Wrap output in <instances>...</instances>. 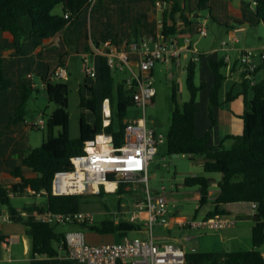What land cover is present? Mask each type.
I'll return each instance as SVG.
<instances>
[{"label": "trees", "instance_id": "obj_1", "mask_svg": "<svg viewBox=\"0 0 264 264\" xmlns=\"http://www.w3.org/2000/svg\"><path fill=\"white\" fill-rule=\"evenodd\" d=\"M93 0H0V30L10 33L15 42L22 39L35 49L44 41L62 32L71 24L77 15L91 7ZM97 0H95L96 2ZM167 4L168 10L163 14L162 31L167 35H175L179 27L178 21L189 25L186 13L193 14L197 11L210 10L211 0H198L192 9V0H161ZM256 2L254 13L256 23L264 24V0ZM63 5L62 15L53 14L56 6ZM96 3L94 4V6ZM68 18H65V15ZM214 19V18H213ZM108 39V38H106ZM111 40V39H110ZM94 41V39H93ZM107 41V40H104ZM103 41V42H104ZM116 44L120 42L113 40ZM95 43V41H94ZM99 45L100 43H95ZM66 65V61H61ZM199 62L191 60L186 68V86L190 93L189 101L183 105L179 104L177 90L173 89L172 102L173 112L171 124L166 137L168 155H183L194 161L196 158L203 160L204 172L207 174H221L222 178L217 183L219 194L211 203L212 209L204 218L228 215L227 205L244 203L256 204L254 215L251 217L254 223L252 229L251 251H236L222 253H186L187 264H264V258L259 248L264 244V78L251 86L244 80V89L251 92V99L244 93L245 111L240 116L243 121V133L234 137V144L230 149L222 146L212 148L208 145L212 128L203 137L196 134V115L198 113L197 97L206 88L204 83H196V70ZM210 67L215 74V82L210 93V105L219 106V90L224 80L221 68L225 65L223 61H209ZM98 78L88 83L85 79L84 85L79 90L80 114V136L78 139L70 137L69 124V86L60 82H51V74L44 79V94L49 101L56 105L55 110L47 121V136L40 147L29 148L27 155L22 160V167L29 171L16 169L12 174L18 182L7 186L0 185V204L7 207L11 222L26 226L27 235L31 238V252L35 257L54 258L59 254L56 245H61L66 250L65 234L56 232V226L38 220L28 221L22 217V213H56L62 215L76 214L80 210L83 194L53 196L51 185L54 176L59 171H67L71 168V159L83 153L87 142L103 132L111 134L119 140L123 129L122 120L129 108L134 106L132 93L125 89L121 81L115 80L113 72L108 68L106 60H98ZM259 71L256 69L255 74ZM11 82L6 79L4 73V60L0 55V93L5 91ZM96 90L98 95L96 94ZM32 95L31 88L22 93L21 104L18 107L15 123L22 122L26 112L25 103ZM109 99L112 106V123L103 127V118L99 114L101 100ZM231 100V94L228 95ZM117 116L118 125L115 124ZM212 126L214 120L210 110ZM61 129L58 136L54 131ZM184 187H197L200 193L199 209L210 203L209 192L214 185L211 177L187 176L184 179ZM122 188V184L120 189ZM30 190L33 194L28 192ZM46 198L43 204H33L18 210L11 205L13 197L24 195ZM100 195L104 192L100 188ZM194 215L197 218L198 211ZM87 226L91 231L98 234L109 235L117 233H129L141 230V226L127 221L103 222L100 225L81 224ZM5 237L0 235V242Z\"/></svg>", "mask_w": 264, "mask_h": 264}, {"label": "rangeland", "instance_id": "obj_2", "mask_svg": "<svg viewBox=\"0 0 264 264\" xmlns=\"http://www.w3.org/2000/svg\"><path fill=\"white\" fill-rule=\"evenodd\" d=\"M156 1L157 0H97L95 2L96 5L94 6L95 3L92 4L91 7L88 8L87 12L82 14L74 22V27H72L66 33L68 45L66 46V52H62V55L68 61L67 65L69 70V78L62 80V82L66 83L69 86L70 90L68 112L70 115L69 131L70 137L72 139H78L80 136V114L82 110L79 106V90L84 85L85 79H87L88 83H91L93 81L92 78H87L81 72L82 58L79 53L85 51L87 47H89V49H92V39H97V37L102 33H113L115 30L121 31L124 27H127L128 25L135 22L137 17L143 25H146L148 27V29H154L156 26L161 25L159 21L161 20L162 12L161 9H157L155 7ZM197 1L198 0H192L193 7L195 6ZM240 1L241 0H211V11L213 12L214 16L218 15V21H221L224 24L231 23L237 25L235 19L240 20L242 23H244L247 28V32L241 35L242 42L240 45L247 44L256 48L264 47V24L255 23V6L251 3L250 5H244L243 3L242 14L245 15L244 17H240L238 16V13L233 12L240 10ZM243 1L248 3L249 0ZM209 12L210 10H208V12L203 11V18H201L202 20H204L207 16V20L205 22V27L208 30L207 37H200L198 35V24L192 26V45L193 47H197L200 50L212 46H219V44H222L224 39H228V31L226 27L223 26L221 28L217 22L209 17ZM123 13H126V16H123ZM53 14L62 15V6H56L53 10ZM230 44L232 45V42ZM0 46H3L1 38ZM27 48H29L28 43H26L25 47H21L18 51L23 50L27 52ZM190 52L191 51L184 54L183 58H181L179 61V65H175L173 63H156L153 74L156 97L154 101L148 104L146 107V119L148 122V126L155 127L157 132L159 134H162L165 138V142L159 145L158 154L154 157L149 166V189L152 191L153 196L155 197L161 195L163 191L162 188H166L168 192L167 197L169 199V206L175 209V211L180 210L181 215L194 217L197 210L199 209V202L196 199H193V197L197 195L198 188L184 187L183 183L185 177L195 175L211 178L214 177L216 180H221V174L205 173L202 165L200 164V158H196L194 161H192L189 159V157L183 155L170 156L167 153L166 137L171 124V116L174 108L172 102L173 89L175 88L177 90L178 101L180 105H183L190 99V93L186 86V68L188 63L196 58V54H192V52ZM255 52H257V54H260L264 52V48L255 50ZM16 54L17 53L14 50V55ZM46 57L48 56L40 52L38 57L35 58L37 60H45ZM232 58H235V55H233ZM54 59L50 61L51 67H54L56 65ZM21 60L22 61L19 64L16 63L13 67L11 65L7 66L5 77L10 78L13 76L16 78V80H19L21 78L20 73L23 71L22 81L30 86V81L26 77V73L29 71L28 67H30V71H32L35 75V80L37 82H40L39 70L41 69L37 68L36 64L28 56L22 58ZM239 63L241 64L240 60ZM205 64L206 65L200 63L198 64L196 70L197 84H199L201 81H207L208 75L211 72V67L209 63L207 64L206 60ZM42 73L43 72H41V74ZM260 73V77H263L262 75H264V71ZM113 76L115 80L121 81L124 77V74L114 73ZM17 86H21V84L17 85V83L14 82L13 88ZM7 92L9 94L8 99L10 100V105H0V128L3 127L6 115L9 118L12 117V119L17 118V112L15 110H18V107H16L15 104L17 103L18 96L16 95V90L9 89ZM96 94L98 95L97 90ZM205 98L206 93H203L202 95L200 94V109H203L204 107L203 102ZM20 104L21 103H19V105ZM55 108L56 105L50 102L48 97L43 92L33 91L29 100L24 105V109L26 110L25 123L27 125L33 123L34 121L38 120L39 117L43 118L44 121L47 122ZM42 113H44V115H41ZM141 117H143V110L141 108L133 106L127 110L126 116L122 120V123L132 121ZM117 121L119 120L116 116V125H118ZM60 132L61 129H56L54 131L55 136H58ZM46 136V128H31L25 134H23L19 144L22 145V149H26L25 146L32 148L40 147L43 141L46 139ZM5 145L6 142L3 139V135H1V171L4 167L5 157L8 158L10 156L11 158H17L13 157L12 153L6 152ZM7 166L12 171L16 169L14 165L8 164ZM2 182L4 181L0 180V184H2ZM129 186L132 188V190L130 191V193H124L123 195H120L119 193H103L102 195H93L90 193L85 194L81 199L83 210L93 211L95 216L94 221L96 224H100L103 220H110L114 218H122L124 221L129 222L130 215L132 214V212H130V208L134 212L133 206L136 201L141 200L145 197V185L143 183H131ZM212 187L214 188V185ZM10 202L14 208L22 209L33 204L45 203L46 198L43 196L24 195L21 197H13ZM242 205L248 206V204L236 203L232 206V210L235 211L237 206ZM122 207L126 211H124L122 214H119L120 212L118 211L120 208L122 209ZM210 207V205H206L205 207L199 209L197 216L202 217L204 214H206L207 210L210 209ZM95 208H97V210H94ZM102 210L105 213H103ZM2 211L8 210L7 207L0 204V213ZM118 215L120 216L118 217ZM161 228H163V226L155 225L153 227L154 240L157 242L159 240L173 242V240H171L170 237L166 235V232H164ZM55 230L59 233L65 232V234L69 232H83L86 235V242L90 245H93L94 242L89 236L100 238L99 234L91 231L87 226H82L80 224L57 225ZM119 234L121 233H117V235L115 236L118 237ZM122 234L128 235L129 238L140 239H148L149 236V234L147 233H138L136 231ZM117 241L118 239H114V241L110 240L108 241V243ZM177 245L183 249L181 245ZM17 248L20 249V246H18ZM18 253H22V251L19 250ZM0 264L28 263L8 261L1 258Z\"/></svg>", "mask_w": 264, "mask_h": 264}, {"label": "built area", "instance_id": "obj_3", "mask_svg": "<svg viewBox=\"0 0 264 264\" xmlns=\"http://www.w3.org/2000/svg\"><path fill=\"white\" fill-rule=\"evenodd\" d=\"M256 4V2H255ZM155 7L161 11L167 4L161 0L155 2ZM68 18V15H65ZM161 30L139 41L124 40L120 44L112 40L92 43L90 52L82 57L81 72L88 78H98V60L104 58L108 68L113 73L124 74L121 80L125 89L132 93L134 106L143 110V117L123 123L119 140L111 134L103 132L95 139L87 142L83 153L71 159V168L55 174L51 185L53 196L74 194H99L100 188L109 192H117L119 186L129 183H143L145 197L136 204L129 222L137 223L139 216L145 213L147 219L144 228L149 234L148 239L129 238L124 236L113 244L90 245L85 240L83 232H69L65 234V245L68 259L75 264H187L185 251L175 243H159L154 240L153 227L167 226L171 220L168 206L167 189L162 188L159 196H153L149 189V166L158 154L159 145L165 142L162 134L155 127L148 126L146 107L156 97L154 87V68L156 63H170L181 57L182 47L179 34L167 35ZM198 35L206 37L208 30L205 22L199 28ZM186 45L192 49L190 37L184 39ZM227 42H222L226 46ZM254 51H243L240 62L245 67L246 79L250 85H255L254 75L257 64L254 61ZM264 62V52L259 54ZM196 57L193 61H198ZM31 77V76H29ZM66 65H60L51 76V82L68 79ZM99 114L103 118V127L112 123V106L109 99L101 100ZM32 128L45 129L47 122L40 118L34 122ZM107 184L115 185L112 190ZM136 190V188H135ZM30 194H33L28 190ZM42 191L38 196L45 195ZM255 211L256 204H252ZM10 220V219H8ZM37 220L50 225L92 224L93 216L78 212L72 215H62L52 212L37 214ZM232 220L226 216L212 218H190L182 221L181 226L191 230H219L229 227Z\"/></svg>", "mask_w": 264, "mask_h": 264}, {"label": "crops", "instance_id": "obj_4", "mask_svg": "<svg viewBox=\"0 0 264 264\" xmlns=\"http://www.w3.org/2000/svg\"><path fill=\"white\" fill-rule=\"evenodd\" d=\"M94 3H95V0L92 1V4ZM243 3L244 5H250L251 3L255 6L254 0H249L248 3L241 0L240 6H239L240 10L233 11V12L238 13L239 14L238 16L240 17L245 16L244 14H242L243 13ZM61 6L63 8V13H64V6L63 5ZM190 7H192V9L194 8L192 3ZM167 10H168V7L165 8V10L161 11L162 15H161V20L159 21V23L163 24V21H162L163 14ZM206 11L208 12V10ZM202 12L203 11H197L193 14L186 13V15L189 18V21L191 22L189 25H186L183 21H178L179 27L177 29L176 34H179L181 36V39H180V45L182 47L181 57L178 58L177 60L171 61L170 63L179 65V61L181 58H183L184 54L191 51L189 49L190 46L186 45V43L184 42V39L186 37H190V38L192 37L193 35L192 26L193 25L198 24L200 28L202 26V23L206 22L207 16L205 17L204 20L201 19L203 18ZM84 13L85 11L82 12L81 14L79 13L77 17L74 18L73 22L69 24L62 32L54 35L49 40L44 41L41 44V46L35 49H31L29 46V48H27L26 50L27 52L23 50L18 51L21 47H25L27 43L26 40L22 39L20 42L16 43L14 37L10 33L3 32L0 30V38L3 42V46H0V55L2 56L4 60L5 75L7 72L8 65H11L13 67L16 63L19 64L22 61L21 59L26 56L32 59V61L36 64L37 68H40L42 70V71L39 70L40 71L39 72L40 82H37L35 80L34 73L30 71L31 68L28 67L29 71L26 73V77L30 81V86H28L27 83L22 81L23 71L20 73L21 78L19 80L18 79L16 80V78L13 76L10 78H6L11 82V84L5 91L0 93V105H3V104L10 105V100L8 99L9 94L7 92L9 89L16 90V95L18 96L17 103L15 104L16 107L20 106L19 103H21L22 93L27 91V88H31L32 92L41 91L44 93V79L54 73L56 68L61 65L60 62L62 60L66 61V64L68 63L67 59H65L62 55V52H66V46L68 45L66 33L72 27H74V22ZM123 16H126V13H123ZM209 17L215 22H217L221 28L223 26L226 27L228 31L227 37L229 40L227 39L228 40L227 41L224 39V41L227 42L226 46H222V44L221 45L219 44V46L203 48V50H200L197 47H193L191 43L192 49L195 50L194 52L193 51L191 52L192 54H196V57L199 59L198 62L200 64L206 65L205 60L207 64L209 63L210 60H213L216 62L223 61L225 64L221 68V73L224 75V80L222 81V85L219 90V97H218V101L220 104L219 106L212 107L210 105V93H211L212 87L215 82V74L212 68H210L211 72L208 75L207 81L200 82V83H204L206 88L202 90L198 94V97H197L198 113L196 115V134L198 137H203L212 128V133L209 137L208 145L212 148H219L220 146H222L226 149H230L234 144L233 138L237 136H241L243 133V121L240 118V116L245 111L243 94L245 93L249 99H251L252 97L251 92L249 90L246 91L243 86L244 80H247L246 71H245V67L239 63V60H240L239 57H240L241 52L243 51H248V50L254 51V54H255L254 61L257 64V67L259 68V71L254 75V80L256 82L260 81L264 78V75H262L263 77H260L261 75L260 72L264 71V62L260 60L259 54H257L255 50H258L264 47L256 48L254 46H249L247 44L240 45L242 42L241 35L247 32L246 26L240 20L235 19V22H237V25L231 24V23L224 24L221 21H218V15L214 16L211 9L209 12ZM255 23H256V20H255ZM256 24H263V23H256ZM159 30H161L160 25L156 26L154 29H148V27L146 25H143L137 17L135 22L128 25L127 27H124L121 31L115 30L113 33H102L101 35L97 37V39H94V41L95 43H101L104 40H110V39L116 40L120 43L124 40L139 41L144 37H147L149 35H154ZM192 40L193 39L191 38V41ZM94 41L92 39V43H94ZM231 42H232V45L230 44ZM13 49L17 53L16 55H14ZM90 50L91 49L87 47L85 51L80 52V53L78 52V53L82 58L83 55L86 52H90ZM40 52L45 54L48 57H46L45 60L43 59L37 60L35 57H38ZM233 55H235V58H232ZM52 59H54V62L56 63L54 67H51L50 65V61ZM67 69H68V65H67ZM97 70H99V67ZM41 72L43 73L41 74ZM68 73H69V70H68ZM14 82H16L17 85L21 84V86H17L13 88ZM19 89H20V92H19ZM203 93H206V98L203 102L204 104L203 109H200L199 108V104H200L199 97H200V94L202 95ZM229 94H231L230 101L228 100ZM210 110L212 111V118L214 120L213 126H212V119L210 118ZM41 115H44V113H42ZM7 117L8 116L6 115V118L4 119L5 121H4L3 127H1L2 129L0 128V136L3 135V139L6 142V145H5L6 152L12 153L13 157H17V158H11L10 156L8 158L6 157L4 158V167L2 171L0 170V180L4 182H2V184L0 185L7 186V188H10L11 185L18 182V179L12 176V174L15 172L16 169L21 168L23 172H26V173L29 171L28 169L22 167V160L27 155V150L32 147L25 146L26 149H22V145H20L19 142L22 139L23 134H25L29 129H31L32 124L36 122L37 120L27 125L25 123V117L22 122H18V123H15L12 117L10 118L9 117L7 118ZM8 164L14 165L16 169L12 171L7 166ZM200 164L203 167L204 162L202 159H201ZM212 179L214 180V188L212 187L209 192L210 203L208 205L210 206H211V203L217 198L219 194V188L217 187V183L220 181V180H216L214 177H212ZM130 184L131 183L122 185L121 189H120V186H121L120 185L117 192L115 193H119L120 195H123L124 193H130V191L132 190V188L129 186ZM108 190H112V189H108ZM104 192L114 193V192H109L106 190H104ZM93 195H100V193L93 194ZM193 199H196L199 202L200 193L197 192V195L193 197ZM141 200L136 201V203L134 204L133 206L134 211L136 210V204ZM39 204H43V203H38L37 205ZM240 204H244V203H240ZM233 205L235 204H230L226 206V209L229 214L225 216L231 219L233 222L229 227L219 229V230H201V231L191 230V229L188 230L187 227H182L181 223L182 221L186 219H190L194 217L181 215L180 210L175 211V209L169 206V199H168V206H169V210H170L172 218L170 220V223L167 226H163V228L161 229L164 232H166V235H168L171 240H173V242L171 243L176 242L175 244L181 245L183 249L185 250V253H188V254L189 253H222V252H236V251H251L253 249L252 229L254 226V223L252 222L251 217L254 215L255 211L252 208V204L248 206H243V205L237 206L235 211L232 210ZM24 208L18 209V210H23ZM211 209H212V206L210 207V209L207 210L206 214ZM94 210H97V208H95ZM124 211L126 210L122 207V209L120 208L118 212H120L119 214H122ZM79 212L84 213V214H91L93 216L92 223L94 225H100L103 222H107V221H114L115 223L124 221L122 218H117V219L114 218L110 220H103L101 221L100 224H96L94 221L95 216H94L93 211L83 210L82 203L80 204ZM130 212H133L131 208H130ZM37 214H38L37 212H34V213L23 212L22 217L25 218V220L33 221V220H37ZM206 214H204L202 217L197 216V218L199 219L204 218ZM119 216L120 215H118V217ZM8 219H9L8 211H2L0 213V235L4 236L5 239L4 241L0 242V259L3 258L8 261L25 262L28 264H75L74 262L68 259L67 251L65 249H62L61 245H56V248L59 251V254L57 257H54V258L35 257L34 258L31 252V238L26 233L27 231L26 226L20 223L11 222ZM146 219H147V216L145 213L140 214L139 221L135 224L141 226V230L136 231V232L147 233V231L144 228V223ZM62 234H65V232H63ZM99 235H100V238L95 237V236L94 237L89 236L91 240H93L94 242L93 245L113 244L116 242L108 243V241L110 240L114 241V239H118V241H120L124 236L128 237V235H125L122 233L119 234L118 237L115 236L117 234H109V235L99 234ZM85 238H86V235H85ZM158 242L166 243L170 241H160L159 240ZM18 246H20V249L17 248ZM19 250H21L22 253H18ZM259 251L261 252L264 258V244L259 248Z\"/></svg>", "mask_w": 264, "mask_h": 264}, {"label": "bare ground", "instance_id": "obj_5", "mask_svg": "<svg viewBox=\"0 0 264 264\" xmlns=\"http://www.w3.org/2000/svg\"><path fill=\"white\" fill-rule=\"evenodd\" d=\"M114 186H115V185H113V184H107V188H108V189H113Z\"/></svg>", "mask_w": 264, "mask_h": 264}, {"label": "water", "instance_id": "obj_6", "mask_svg": "<svg viewBox=\"0 0 264 264\" xmlns=\"http://www.w3.org/2000/svg\"><path fill=\"white\" fill-rule=\"evenodd\" d=\"M173 156H178V155L176 154V155H173Z\"/></svg>", "mask_w": 264, "mask_h": 264}]
</instances>
